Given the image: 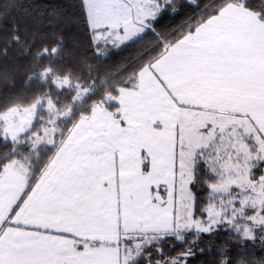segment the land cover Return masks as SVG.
Here are the masks:
<instances>
[{"label":"snow or ice","instance_id":"snow-or-ice-1","mask_svg":"<svg viewBox=\"0 0 264 264\" xmlns=\"http://www.w3.org/2000/svg\"><path fill=\"white\" fill-rule=\"evenodd\" d=\"M79 7L98 59L147 43L101 77L56 12L0 28V264H264V0Z\"/></svg>","mask_w":264,"mask_h":264},{"label":"trees","instance_id":"trees-1","mask_svg":"<svg viewBox=\"0 0 264 264\" xmlns=\"http://www.w3.org/2000/svg\"><path fill=\"white\" fill-rule=\"evenodd\" d=\"M79 3L80 0H0V8L9 4L15 5V7L9 9L6 19L0 23V28H10L13 23H19L21 28L26 27L37 33L36 40L38 44L41 40L51 41L53 39L52 29L47 25V20L52 17H49L48 13L56 12L60 16V22L52 27L55 28L57 35L63 37L69 50L76 51L80 58L94 65L101 77L106 73H114L121 66L135 61L147 42L122 46L111 53L106 61L103 57L98 59L93 54L92 49L88 46L87 29L83 24ZM192 11L191 8H185L179 15H170L165 20V25L179 26L192 14ZM40 13H44V15L41 16ZM17 60L26 64L24 58H17L15 54H11V58L3 61V63L10 65ZM84 71H87V69L85 68ZM29 74L26 69L20 71L15 79V91L26 92L25 81ZM93 75H95V72ZM11 90H13L11 84L8 89L0 85V97ZM237 251L233 252V257L236 259L239 258ZM251 255L258 259L260 256H264V253L259 251V245H257L255 250H251ZM213 261L214 257L209 254L202 257L198 264H213Z\"/></svg>","mask_w":264,"mask_h":264}]
</instances>
